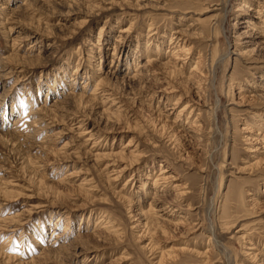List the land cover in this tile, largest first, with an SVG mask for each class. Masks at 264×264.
<instances>
[{
  "label": "rangeland",
  "instance_id": "374dc122",
  "mask_svg": "<svg viewBox=\"0 0 264 264\" xmlns=\"http://www.w3.org/2000/svg\"><path fill=\"white\" fill-rule=\"evenodd\" d=\"M263 22L264 0H0V264H264Z\"/></svg>",
  "mask_w": 264,
  "mask_h": 264
},
{
  "label": "bare ground",
  "instance_id": "6f19581e",
  "mask_svg": "<svg viewBox=\"0 0 264 264\" xmlns=\"http://www.w3.org/2000/svg\"><path fill=\"white\" fill-rule=\"evenodd\" d=\"M258 9H253V8H249L248 9V11L250 12H253L255 15H258V14H260L262 11L261 10H259V7H257ZM261 15V14H260ZM263 15V14H262ZM254 17H256V16H254ZM260 17V16H259ZM258 18V17H257ZM264 23V22H263ZM244 24H249V25H252V24H250V22L248 23L247 21H244V22H242V23H240V25H244ZM248 27L249 26H246V27H244V28H241V29H243L242 30V32L241 33H239V35H237L236 37H237V40H240V41H242V40H244V38H246L247 37V35L249 34V29H248ZM261 34V36H259V37H257L256 39H261V40H264V39H262V38H264V34L262 35V33H260ZM253 39V38H252ZM182 41V39H179L178 40V42H181ZM239 42V41H238ZM244 42V41H243ZM252 42H253V40H249L248 42H244V43H248V45H252ZM182 43V42H181ZM183 47H182V49L180 50H178V48L176 49V45L173 47V50H175V53H177L178 51H179V53H180V51L181 52H184V51H189V49H186V46H184V42H183ZM175 48V49H174ZM186 49V50H185ZM186 53V52H185ZM184 53V55H187V53L185 54ZM182 54V53H181ZM184 55H182V56H184ZM224 56H228V55H223L222 57H224ZM200 57V56H199ZM221 57V58H222ZM201 58V57H200ZM221 58H219L218 60H220ZM175 59H178V58H175ZM186 59V58H185ZM3 60H5V61H7V59L5 58V59H3ZM179 61H183V60H179ZM200 61L201 60H197L196 61V66H194V68L193 69H191V71L189 72V74H188V76H187V78H186V81H189V83L190 84H194L195 85V89H196V91H195V95L196 96H198V97H200L201 95H198V93H200V91H201V89L199 88L201 85H202V81H206V80H208V78H207V76H206V74H204V72L200 69V67H199V65H200ZM147 64H148V62H147ZM9 66H7V63H6V67L3 69V71L5 70H8L9 68H8ZM204 70V69H203ZM135 71H138V68L135 70ZM9 72V71H8ZM7 74V73H6ZM10 76V75H9ZM212 82V81H211ZM188 83V82H187ZM204 83V82H203ZM193 85V86H194ZM192 86V85H191ZM198 100V99H197ZM58 103V102H57ZM198 104H199V102H198ZM64 105V104H63ZM193 105H197L194 101L193 102H191V104H190V107L188 108V104H187V106H185V108H184V110L183 111H187V109L189 110V114H191L192 113V111H193ZM198 106V105H197ZM53 107V106H52ZM201 107V106H200ZM58 109V108H57ZM38 110V109H37ZM60 110V109H59ZM42 111V109L40 110V112ZM54 112H55V110H53ZM38 112V111H37ZM44 113V112H43ZM37 114V113H36ZM45 118V117H44ZM190 128H193V127H190ZM96 132V131H95ZM189 132H190V130H189ZM86 133V132H85ZM91 133V132H90ZM184 133H185V131H184ZM92 135H95V134H92ZM98 135V134H97ZM97 135H95V136H97ZM166 179V178H165ZM165 179H163V180H165ZM161 180V179H160ZM159 212H160V210H159ZM181 223V222H180ZM108 229H109V232L112 234H115V233H117L118 232V230H116L115 229V227L114 226H110V227H108ZM213 229V228H212ZM213 239H214V242L216 243L217 242V237H216V235L214 234V229H213ZM211 236V235H210ZM210 239V238H209ZM219 243V242H218ZM217 247V246H216ZM220 248H222V246L220 245L219 246ZM224 249V248H223ZM227 254V253H226ZM161 263V260L159 261V263L158 264H160Z\"/></svg>",
  "mask_w": 264,
  "mask_h": 264
}]
</instances>
